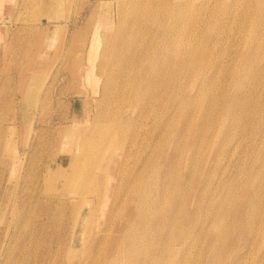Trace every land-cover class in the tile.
Listing matches in <instances>:
<instances>
[{"label":"bare ground","instance_id":"6f19581e","mask_svg":"<svg viewBox=\"0 0 264 264\" xmlns=\"http://www.w3.org/2000/svg\"><path fill=\"white\" fill-rule=\"evenodd\" d=\"M15 2L0 0V7ZM58 2L22 4L50 10ZM196 2L100 1L96 12L104 10L90 46L98 59L94 77L101 80L96 110L86 116L85 127L56 139V149L47 151L37 174L44 180L65 159V167L54 169L64 172L59 182L70 177L66 180L79 183L71 189L55 186L45 200L39 184L33 193L27 164L17 167L16 150L4 151L10 171L20 175L10 205L6 190H0V255L11 244L10 227L18 228L25 218L20 207L30 211L42 203L47 210L42 214L50 216L61 206L76 211L88 204L87 228L74 240L73 257L54 263L62 244L57 238L45 244L41 264H192L195 259L199 264H264V0ZM222 45L231 46L226 59ZM16 132V126H8L4 135L0 127V149L7 141L14 145ZM168 136L172 142L166 152ZM66 144H74L75 152L57 160ZM239 148L252 149L246 171L232 163ZM183 157L185 171L179 166ZM222 157L228 158L225 164ZM209 185L215 192L225 188V198L208 202ZM124 189L130 192L126 196ZM104 205L105 223L91 228V214ZM208 227L209 236L203 234ZM50 257L53 261L46 260Z\"/></svg>","mask_w":264,"mask_h":264},{"label":"rangeland","instance_id":"374dc122","mask_svg":"<svg viewBox=\"0 0 264 264\" xmlns=\"http://www.w3.org/2000/svg\"><path fill=\"white\" fill-rule=\"evenodd\" d=\"M100 1L102 0H59L54 5V9L49 10L40 8L38 4L34 7L23 5V0H16L15 4L0 7V127L4 135L8 126H16L17 131L14 134V145L7 141L4 146L1 145L0 149V177L3 178L0 190H6L4 199L9 205L14 201L20 175L19 170L10 171L9 157L4 153L5 151L11 155L13 148L14 151L16 150L17 167L21 170V166L24 163L27 164L33 176L32 181L35 186L33 193L36 194V186L39 184L38 191L41 189L39 195L44 196L43 199L50 198L52 195L50 192L55 186L60 187L65 184V188L71 189L79 183L78 179L67 181L66 179L70 177L59 182V177L64 172L58 174L54 169L65 167L67 165L65 159L54 164L49 174L44 176V180H41L40 176L37 179V174H42L41 167L48 159L47 151L54 152L58 145V138H61L63 133L75 132L85 127L83 124L86 116L96 110V101L100 97L96 91L101 86V80L94 77L92 66L94 62H98V59H93L95 56H91L90 46L91 38L100 21V13L104 10L101 8V11L96 12L100 8ZM198 2L199 0L196 4ZM109 9L112 13L115 11L114 7ZM54 27H57L56 32L47 38V32L49 33ZM226 45L220 48L226 53L225 59L231 49L230 45L228 47ZM90 69H92L91 75L87 76V71ZM26 86L29 88L26 89ZM84 99H88L89 103ZM169 137L164 144L166 152H169L172 142ZM75 150L74 144H66L65 150L63 148L55 158L58 160L62 155ZM238 150L239 152L233 156L232 163L234 168L240 166L246 171L252 164L250 161L252 149L247 150L248 152H241L242 148ZM78 151L82 150L78 148ZM19 156L22 158L21 161ZM183 158L179 165L181 171H185L186 166L187 158ZM221 159L222 164L228 160L227 157ZM247 162L249 163L245 167ZM236 173L233 172L231 177ZM209 186L210 189L205 195L208 202L212 201V198L221 199L222 197V200L225 198L227 194L225 188H219L215 192L214 187ZM112 192L113 190L106 194L105 204L109 202ZM128 193L130 192L124 189L123 195L126 196ZM72 197L71 193L67 196L69 199ZM61 202H63L62 199ZM89 207L87 204L73 211L71 208L61 206L58 213H56L58 208L53 209L50 216L42 214L47 212L42 207V203L35 204L30 211L26 207H20L23 209L21 212L25 218H22L21 225L16 222L18 228L15 229L14 225L10 227L11 244L0 255V264H18V260L19 264H41L40 254L44 252L45 244L57 238L62 244L60 248L56 249L58 245L55 247L54 263L72 258L78 250L74 240L81 239L87 228L86 215ZM106 211L105 205L99 212L94 209L95 216L91 214L89 226L97 227L99 230L105 223ZM9 214L10 209L6 216ZM208 215L211 216V213H202L201 217ZM107 222L109 223L110 220ZM2 225L0 221V226ZM209 229L210 227L206 228L203 234L209 236ZM195 230V235L190 238V241L199 235L198 228ZM197 243L201 244L202 241L198 240ZM197 247L198 244H195L193 248ZM195 254L197 256V253ZM49 259L53 261L52 257L46 260L49 261ZM198 262L200 263L195 259L192 264H199Z\"/></svg>","mask_w":264,"mask_h":264}]
</instances>
